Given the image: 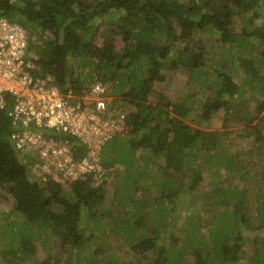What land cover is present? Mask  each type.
I'll list each match as a JSON object with an SVG mask.
<instances>
[{"label": "trees", "instance_id": "obj_1", "mask_svg": "<svg viewBox=\"0 0 264 264\" xmlns=\"http://www.w3.org/2000/svg\"><path fill=\"white\" fill-rule=\"evenodd\" d=\"M261 2L0 0V20L6 19L27 32L30 52L37 56L36 75L54 78V86L61 93L81 95L97 81L111 83L112 88L121 83L119 94L130 99L134 106L127 119L133 132L127 137L117 136L102 147V164L106 168L124 167L122 179L128 180L139 179L145 173L150 178L149 163L153 159L162 160L164 175L158 181L152 179L153 183L160 184L161 197L153 201L163 200L166 204L157 206L156 210L141 208L133 198L122 194L137 192L140 187H154L128 182L123 191L115 189L113 202L124 204V214L118 218L111 211L101 209L107 194L103 186L93 188L88 183L76 182L65 189L52 180H33L30 168L36 160L27 159L30 155L21 156L13 145V127L3 112L0 114V187L8 189L14 199L13 213L22 218L21 223L11 221L2 227L5 237L11 239L7 248H12L15 254L8 264H34L37 251L34 241L45 236L60 240L67 256L64 264H126L118 256L104 255L103 247L96 246L99 230L102 237L118 230L129 240L133 259L127 264H241L245 233H258L255 237L258 248L248 264H264V174L256 195L255 217L245 210L247 191L237 186L227 190L218 187L211 196L210 206L222 211H217L205 223L193 213L186 218L185 227H175L174 197L191 193L204 180L207 171L216 174L225 168L229 173L242 172V164L236 161L228 146L221 144L220 131H203L186 121L191 111L186 103L173 106L162 95L157 96L155 103L151 102L157 83L166 80L164 62L174 51L176 59L168 67L187 70L190 79L197 80L202 88L210 84L213 89L202 104L201 116L205 120L223 114L224 126L229 119L252 121L241 106L244 94L250 90V99L257 103V113L263 114L259 120L263 125L257 122L254 125L256 141L261 142L264 24L260 27L252 24L259 16L257 8ZM251 12L253 15L245 20L239 33L235 17ZM205 33L217 36L225 50L239 54L237 59L233 57L236 70L231 74L222 69L224 64L221 68L216 66L226 54L214 66L206 68L202 59L207 48L195 42L197 36ZM166 39L171 44L164 43ZM256 51L258 56H254ZM70 58L81 61L79 71L70 67ZM238 69L242 70V82L232 76ZM71 141L75 147L74 158L81 160L87 154L86 147L77 139ZM140 151H146L147 157L138 155ZM142 159L147 164L143 175L139 163ZM243 175L248 176L247 180L252 179L248 173ZM129 206L130 212H125ZM61 207L63 210L58 213ZM153 213L156 214L152 217ZM105 216L110 220L104 221ZM183 231L191 239L181 245L182 237L178 234ZM21 246L17 259V249ZM99 256L103 257L102 261ZM61 262L62 258L55 256L44 264Z\"/></svg>", "mask_w": 264, "mask_h": 264}, {"label": "rangeland", "instance_id": "obj_2", "mask_svg": "<svg viewBox=\"0 0 264 264\" xmlns=\"http://www.w3.org/2000/svg\"><path fill=\"white\" fill-rule=\"evenodd\" d=\"M257 12L259 16L256 19H253L254 26L260 27L264 24V0L260 3L257 8ZM251 13H247L242 16L235 17V25L236 29L239 33L243 30V23L245 20L251 18ZM165 36V35H164ZM99 42V41H98ZM170 43L169 39H166L164 43ZM198 45H203L207 48V52H205V57L202 59L205 62L206 68H211L214 66L215 61H221L220 56L226 54V58L222 60L217 67L221 68V65L224 64L223 70L226 71L227 74H231L232 71H235L236 68L234 66L233 57L236 59L238 57V53L232 50H225V48L221 45L217 36H212L209 33H205L203 35H199L196 37L195 41ZM258 56L259 53L254 52V56ZM250 56H243L244 59ZM176 59V54L174 51L171 52V55L167 60H165V64H167V68L163 69V74L166 76V80L163 83H157L155 86V90L151 95V102L155 103V99L157 96H165L167 97L173 106H177L180 103H186L187 106L191 109L188 114L186 121L193 127L202 129L203 131L208 130H217L221 132L220 142L223 146H228L232 153L233 157H236V161L242 164V172L233 171L229 173L225 168L216 171V174L207 171L205 174L204 180L197 186L196 189L192 190L191 193H180L174 199H172L174 203L175 213L172 216L173 222L176 223V228L185 227V220L189 215H193L196 213L197 216H200L203 223L206 221H211L212 218L216 215L217 211H222L221 209L211 207L210 204L212 202L211 196L214 195V190L218 187L224 188L227 190L229 187L237 186L241 191H247L248 193V202L246 203L245 210L253 217L256 216V195L261 188L260 180L261 176L264 174V129H261L260 136L262 137V141L258 142L255 138V130L254 125L259 123L261 126L263 123L259 122L262 118L263 114L257 113V103L255 100L250 99L252 97V93L248 89L244 94V100L241 103L242 108L245 109V112L249 117L253 118L252 121L243 119V120H234L229 119L228 124L224 126L223 124V114L215 115L211 120H205L201 116L202 112V104L205 101L208 94H210L213 89H211V85H207L206 88H202L197 80H192L189 77V72L187 70L178 69L172 70L168 65ZM70 67H75L77 71H79V67L81 69V61L76 58H70L69 60ZM212 73V71H210ZM87 73V72H86ZM85 76V75H84ZM236 81H243L242 70L238 69V72L232 74ZM109 83V82H108ZM254 82H252L253 84ZM93 84V83H92ZM121 83L119 82L114 88L111 87V83L108 84L110 95L115 97H122L120 93ZM251 84V85H252ZM91 87H88V89ZM86 89V90H88ZM263 147V148H262ZM141 154L143 157L147 155L146 151H140L138 155ZM147 157V156H146ZM27 159L36 160V155L28 156ZM141 165V175L145 173L146 162L142 159L139 162ZM162 163L163 161L153 159L149 163V171L150 178L147 177V174L141 176L139 179L127 178L128 180H123L122 176L126 172L125 168L122 166L119 167H107L106 174L103 178L100 176L94 178L93 188H98L99 186H103L106 191V201L101 207L103 210L111 211L116 217L122 218L124 214L123 207L124 204H117L113 202V197L116 196L115 189H119L123 191V186H126V183L134 182V184H141L145 187H154V189H147L140 187V190L137 192H125L122 194L124 197H131L134 201H137L140 204V207L143 209H152L156 210V207H163V200H157V202L153 201L155 197H161V189H158L160 184H156L152 182L153 180L158 181L160 177H162ZM30 176L33 180H39L37 175L31 171L30 168ZM248 173V175L252 176L251 180H247V175H243V173ZM135 186V185H133ZM65 189H70L69 185L64 187ZM121 194V193H120ZM153 196V197H152ZM124 199H120L118 201L122 202ZM125 201V200H124ZM14 208V199L11 194L8 192L7 188L0 187V264H8L12 263V260L15 256L13 254L12 248L9 249L8 243L11 241L9 236L5 237L3 234L2 227L10 224L11 221L22 222V218L20 216H16L13 210ZM223 209V208H222ZM62 207L57 209L58 213L62 212ZM130 206L125 209V212H130ZM120 211L121 214H120ZM169 211V210H168ZM153 213L152 217L155 216ZM100 216L97 218L99 219ZM117 219V218H115ZM171 219V220H172ZM109 216H105L104 221H109ZM101 230L97 232L96 246L103 247L104 255L113 254L115 256L120 257L122 262L128 263L132 255V251L129 248V240L126 237H123L121 233L117 230V232L111 233L107 237H102L100 235ZM202 232L207 235V232L204 227H202ZM88 235V234H87ZM258 233H245L246 236V244L244 246L243 260L241 264H248L249 259L254 256V253L257 251V246L255 243V237ZM179 237H182L181 245L186 244L187 240L191 238L188 237V234L183 231L178 234ZM5 237V238H3ZM93 243V242H92ZM36 246V252L33 257L35 260L34 264H44L47 259L54 258L55 256H59L62 258V262L60 264L65 263L66 255L63 252V248L61 247L60 240L53 237H42L41 239H37L34 241ZM7 245V246H6ZM257 247V248H256ZM21 247L17 249V259L20 258ZM7 255V259L4 256ZM98 259H103L102 256H99Z\"/></svg>", "mask_w": 264, "mask_h": 264}, {"label": "built area", "instance_id": "obj_3", "mask_svg": "<svg viewBox=\"0 0 264 264\" xmlns=\"http://www.w3.org/2000/svg\"><path fill=\"white\" fill-rule=\"evenodd\" d=\"M37 56L30 52L27 32L6 19L0 20V114L13 127L11 140L21 156L36 155L31 171L39 180L66 187L76 182L94 184L104 177L102 147L127 137L134 111L130 99L110 95L107 84L97 81L81 95L63 94L54 78L36 75ZM77 139L87 149L74 157Z\"/></svg>", "mask_w": 264, "mask_h": 264}, {"label": "clouds", "instance_id": "obj_4", "mask_svg": "<svg viewBox=\"0 0 264 264\" xmlns=\"http://www.w3.org/2000/svg\"><path fill=\"white\" fill-rule=\"evenodd\" d=\"M107 85H108V84H107ZM112 86H113V85H112ZM112 86H111V87H112ZM109 91H110V90H109Z\"/></svg>", "mask_w": 264, "mask_h": 264}]
</instances>
